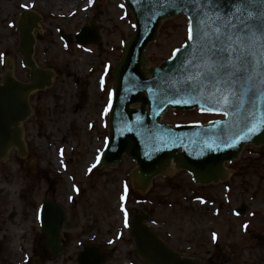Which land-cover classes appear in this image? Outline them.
<instances>
[{"label":"rangeland","instance_id":"1","mask_svg":"<svg viewBox=\"0 0 264 264\" xmlns=\"http://www.w3.org/2000/svg\"><path fill=\"white\" fill-rule=\"evenodd\" d=\"M26 1L0 0V68L19 81L28 79L16 50V22L28 10L40 17L32 32V58L52 72L53 82L29 98L32 116L22 125L26 156L11 150L0 162V264H75L86 243L107 254L105 264H145L134 254L121 206L128 224L133 212H147L150 228L182 256L203 264H264V145L244 147L236 161L225 165L228 180L216 185L196 186L185 171L175 170L154 178L141 195L129 187L130 159L98 169L110 71L132 36L130 12L124 0ZM91 23L99 43L78 45L75 34ZM59 31L72 39L65 42ZM186 36L183 16L164 21L145 53L150 65L170 57ZM215 118L169 111L163 121L175 125ZM45 200L60 205L71 223L62 231L64 253L56 258L47 255L39 227ZM241 206L243 214L237 213Z\"/></svg>","mask_w":264,"mask_h":264},{"label":"water","instance_id":"2","mask_svg":"<svg viewBox=\"0 0 264 264\" xmlns=\"http://www.w3.org/2000/svg\"><path fill=\"white\" fill-rule=\"evenodd\" d=\"M125 5L131 14L133 35L121 46L118 63L114 70L110 71L113 95L106 132V139L107 134L108 139L107 142L105 139L106 145L99 159V167L114 168L124 155L130 158L135 163V167L133 170L129 168V187H133L141 194L148 191L154 177L171 169L186 171L191 176V181L198 186L225 181L230 172L225 168V163L236 161L246 144L256 147L263 145L264 130H259L257 134L247 139H244L243 133H240V142L236 143L233 137L239 132V128L233 127L232 116L213 120L219 121V124L207 122L179 124L177 127L178 125L171 126L163 123L161 119L169 110L200 111L195 105L168 104L156 88H153L151 93L147 90L153 77L163 75L160 69L167 66L172 55L159 66H150L145 57L146 48L156 41L162 22L184 15L169 14L158 21H149L144 11V0H125ZM37 21L38 17L26 13L18 22L20 38L18 51L23 56V64L30 69V82L21 83L6 76L3 78V84L0 85V161L7 157L11 148H16L21 156L24 155L20 125L29 118L31 113L28 97L37 90H44L51 86L52 73L36 67L31 58L34 43L31 31L36 27ZM62 35L67 41L71 38L69 35ZM75 39L79 45L97 44L100 41L97 28L93 23L90 27H83L76 34ZM133 80L139 85L134 91L131 84ZM204 107L206 108L207 105L205 104ZM221 126L231 131H228L221 141H216V136L212 135L211 131H218ZM204 130H210V134L204 135ZM173 140H175L174 144ZM213 141L216 142L213 143ZM206 143L212 144L214 150L209 151L205 147ZM233 144L235 146L229 147ZM100 154L98 153V156ZM244 210L242 206L238 211L243 213ZM63 221L64 210L61 207L51 201L42 204L40 225L46 235V247L53 256L60 252V228ZM145 221H147L146 214L135 212L129 224L130 237L134 243L136 255L148 264H201L197 260L181 257L179 253L171 250L144 225ZM105 262L106 254L94 246L85 245L77 258L78 264H104Z\"/></svg>","mask_w":264,"mask_h":264},{"label":"snow or ice","instance_id":"3","mask_svg":"<svg viewBox=\"0 0 264 264\" xmlns=\"http://www.w3.org/2000/svg\"><path fill=\"white\" fill-rule=\"evenodd\" d=\"M144 11L149 21L169 14H183L187 19L186 43L160 69L163 75L149 82V93L156 88L168 104L195 105L204 113L232 116L233 127L239 128L233 137L236 143L240 133L247 139L264 130V0H144ZM100 83L103 88V78ZM131 84L133 91L139 87L134 80ZM112 95L109 92V106L102 117L110 111ZM228 131L221 126L211 134L221 141ZM209 134L210 130H204V135ZM205 147L214 150L210 143ZM96 159L99 162V156ZM120 211L128 227L125 208L121 206Z\"/></svg>","mask_w":264,"mask_h":264},{"label":"flooded vegetation","instance_id":"4","mask_svg":"<svg viewBox=\"0 0 264 264\" xmlns=\"http://www.w3.org/2000/svg\"><path fill=\"white\" fill-rule=\"evenodd\" d=\"M27 71V70H26ZM27 74H28V77H29V71H27ZM6 76H10V77H12V78H14V79H16V77H15V74H12V72H10V71H7V70H2L1 68H0V85H2V83H3V78L4 77H6ZM17 80V79H16ZM27 81H28V79H27ZM27 81H25V82H27ZM24 82V81H23ZM30 98V97H29ZM64 228H66L65 227V225L62 227V229H61V231H60V247H61V253H60V255H63V253H64V242H63V237H62V231H63V229ZM44 247H45V237H44ZM47 251V250H46ZM47 255L50 257V258H56V257H58V256H60V255H57L56 257H53L52 255H49V252L47 251ZM145 263V262H144ZM146 264V263H145Z\"/></svg>","mask_w":264,"mask_h":264},{"label":"bare ground","instance_id":"5","mask_svg":"<svg viewBox=\"0 0 264 264\" xmlns=\"http://www.w3.org/2000/svg\"><path fill=\"white\" fill-rule=\"evenodd\" d=\"M28 2H29V0L26 1V4H27ZM30 22H31V20H30ZM37 22H38V21H37ZM37 22L35 23V26H36ZM37 27H38V26H37ZM174 171H175V169H171V170H168V171H164V174H165V175H172Z\"/></svg>","mask_w":264,"mask_h":264}]
</instances>
